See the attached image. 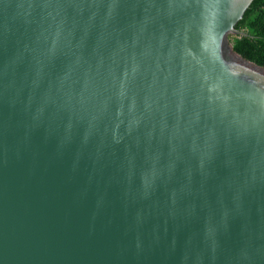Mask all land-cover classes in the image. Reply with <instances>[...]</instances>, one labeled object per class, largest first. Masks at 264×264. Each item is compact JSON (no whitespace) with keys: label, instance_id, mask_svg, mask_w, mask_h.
Listing matches in <instances>:
<instances>
[{"label":"water","instance_id":"obj_1","mask_svg":"<svg viewBox=\"0 0 264 264\" xmlns=\"http://www.w3.org/2000/svg\"><path fill=\"white\" fill-rule=\"evenodd\" d=\"M253 0H0V264H264Z\"/></svg>","mask_w":264,"mask_h":264},{"label":"trees","instance_id":"obj_2","mask_svg":"<svg viewBox=\"0 0 264 264\" xmlns=\"http://www.w3.org/2000/svg\"><path fill=\"white\" fill-rule=\"evenodd\" d=\"M236 29L247 36H228L232 51L264 69V0H253Z\"/></svg>","mask_w":264,"mask_h":264}]
</instances>
